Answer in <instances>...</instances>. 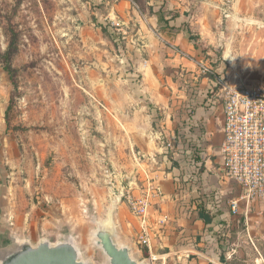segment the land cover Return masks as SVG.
I'll return each mask as SVG.
<instances>
[{
    "label": "rangeland",
    "instance_id": "1",
    "mask_svg": "<svg viewBox=\"0 0 264 264\" xmlns=\"http://www.w3.org/2000/svg\"><path fill=\"white\" fill-rule=\"evenodd\" d=\"M171 21L176 25L169 27ZM173 30L200 40L194 41L205 52L195 62L202 60L217 77L264 90V0H0V204L9 219L0 230L7 234L0 254L20 242L34 246L72 235L83 264H109L95 244L93 225L105 216L122 174L138 168L96 128L102 82L128 77L138 83L133 67L156 64L139 54L144 45L138 32L159 42L162 58ZM8 48L15 87L3 71ZM164 71L175 84V114L187 98L195 96L197 104L203 93H196L209 88L186 83L206 78L210 85L212 77L199 75L196 63L194 72ZM177 168L179 175L190 171L187 162ZM175 183L183 203L182 182ZM124 210L121 233L132 239L137 226Z\"/></svg>",
    "mask_w": 264,
    "mask_h": 264
},
{
    "label": "crops",
    "instance_id": "2",
    "mask_svg": "<svg viewBox=\"0 0 264 264\" xmlns=\"http://www.w3.org/2000/svg\"><path fill=\"white\" fill-rule=\"evenodd\" d=\"M170 23L169 27H172L177 21ZM173 32L167 40V56L164 53L162 58L157 53L159 42L150 34L140 36L138 32L137 40L144 45L139 54H144L147 62H156L148 68L140 65L130 69L131 78L141 76L138 83L128 77L104 79L102 82V109L96 111V116L101 119L96 128L101 129L108 143H114L117 149L123 151L122 158L127 162L130 160L138 169L134 171L133 168L132 172L122 174V184L116 190H111L113 197L105 208V216L101 219L97 217L98 224L93 226L112 228L115 244L128 248L135 260L147 264H166L171 260L174 264H264V201L251 206L241 204L236 215L229 208L237 191L234 185L223 179L220 153L215 149L223 137L220 102L215 107H209L207 103L202 105L205 90L196 93L203 94L202 98L197 99L199 101L192 119L186 117L185 106L181 113L175 114L173 110L171 101L175 96V84L168 75H163L164 69L167 68V72H194L195 59L204 51L199 46L195 47L185 32ZM197 36L203 40L200 32ZM172 49L177 50L182 57H175ZM225 79L230 83L240 82L228 76ZM111 83L114 85L112 92ZM188 83V87L197 86L203 90L210 86L206 78L196 84L193 81ZM89 95L95 99L92 94ZM194 98H187L185 105L194 104ZM151 108H155V114L159 111L156 116L158 119H155ZM79 111L90 112L83 108ZM4 119L7 121L6 113ZM186 119L187 123L184 121ZM180 123L188 145L169 159L164 155V145L174 139ZM202 142H208L211 146L204 149L205 143ZM192 148L197 152H193ZM167 162L171 166L169 164L166 171ZM180 162L190 165L186 175L175 172ZM126 181L130 186H127ZM177 181L182 182L183 203L176 199L179 193ZM127 193L135 200L148 198L149 209L145 222L132 215L127 204ZM2 207L0 204V230L4 231L9 219L7 213L3 214ZM124 207L137 226L132 239L123 238L121 233V217L123 219L127 214ZM201 211L209 212L212 216L210 223L205 224L198 218ZM4 235L7 236L3 232L0 238H4ZM144 235L146 246L141 244ZM143 247L145 255L142 254Z\"/></svg>",
    "mask_w": 264,
    "mask_h": 264
},
{
    "label": "built area",
    "instance_id": "3",
    "mask_svg": "<svg viewBox=\"0 0 264 264\" xmlns=\"http://www.w3.org/2000/svg\"><path fill=\"white\" fill-rule=\"evenodd\" d=\"M195 63L199 75L212 76L219 85L216 99L220 100L223 117V137L218 147L220 172L236 188L235 198L229 203L230 211L236 215L241 204L251 206L264 201V90L241 82L230 83L214 75L202 60ZM165 149L173 151L175 147L170 142ZM126 199L132 215L145 222L148 198L135 200L127 193ZM141 240L146 246L145 235Z\"/></svg>",
    "mask_w": 264,
    "mask_h": 264
},
{
    "label": "water",
    "instance_id": "4",
    "mask_svg": "<svg viewBox=\"0 0 264 264\" xmlns=\"http://www.w3.org/2000/svg\"><path fill=\"white\" fill-rule=\"evenodd\" d=\"M125 183L130 186L129 182ZM93 229L95 244L109 264H147L135 260L128 248L115 244V232L112 228ZM78 246L76 238L72 235L54 243L43 240L34 246L20 242L11 250L0 254V264H83L79 260Z\"/></svg>",
    "mask_w": 264,
    "mask_h": 264
},
{
    "label": "trees",
    "instance_id": "5",
    "mask_svg": "<svg viewBox=\"0 0 264 264\" xmlns=\"http://www.w3.org/2000/svg\"><path fill=\"white\" fill-rule=\"evenodd\" d=\"M189 39L190 41H192L195 45V47H198L199 45L196 44V40L193 36H190L189 35ZM13 46H10L9 48H12ZM8 48L6 54H5V61H8L5 65V67L3 68V71L7 74L8 78H9V81L10 83L13 85V87H15L16 83H15V80H14V71H13V68L11 67V55L13 54L12 51H10ZM10 55V57H9ZM136 77V76H135ZM222 77V76H220ZM224 78V77H222ZM210 86L209 88L206 90V94L204 95V102L202 105H204L205 103L208 104L209 107H212V106H217L220 102V100L216 99V94L218 93V90H219V85L216 83V81L214 80L213 77L210 78ZM198 104H191L189 103L188 106H185L184 109L186 111V117L188 119H192V114L194 112V109L197 107ZM179 113H181V111H179ZM181 115V114H180ZM155 119H157V117H155ZM185 123H187V119L184 120ZM183 123V121H181ZM182 123H180L178 129L176 130L175 132V135H174V139H173V146L175 147V150H185L184 148L187 147L186 145H188V142H187V139H186V134L182 132ZM189 125V123H188ZM204 132V130H201ZM167 143H165L166 145ZM164 145V146H165ZM192 151L193 152H197L196 149L193 150L192 148ZM165 153L167 155V157L170 159L172 157V154H174L173 151H170V150H165ZM197 157V156H196ZM198 218L200 220H202L205 224H208L211 222V219H212V216L209 215V212H205V211H201L198 213Z\"/></svg>",
    "mask_w": 264,
    "mask_h": 264
}]
</instances>
